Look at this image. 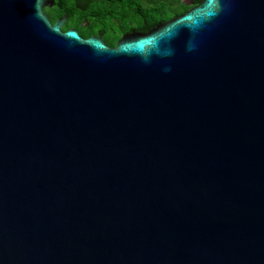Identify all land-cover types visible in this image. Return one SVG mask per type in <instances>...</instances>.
Instances as JSON below:
<instances>
[{"label":"water","instance_id":"1","mask_svg":"<svg viewBox=\"0 0 264 264\" xmlns=\"http://www.w3.org/2000/svg\"><path fill=\"white\" fill-rule=\"evenodd\" d=\"M0 0V264H264V0L147 33Z\"/></svg>","mask_w":264,"mask_h":264},{"label":"trees","instance_id":"2","mask_svg":"<svg viewBox=\"0 0 264 264\" xmlns=\"http://www.w3.org/2000/svg\"><path fill=\"white\" fill-rule=\"evenodd\" d=\"M186 1V2H185ZM201 0H53L43 12L52 24L65 16L61 31L75 29L82 38L100 35L114 46L125 33H147L158 23L175 18Z\"/></svg>","mask_w":264,"mask_h":264},{"label":"rangeland","instance_id":"3","mask_svg":"<svg viewBox=\"0 0 264 264\" xmlns=\"http://www.w3.org/2000/svg\"><path fill=\"white\" fill-rule=\"evenodd\" d=\"M186 2V1H185Z\"/></svg>","mask_w":264,"mask_h":264}]
</instances>
